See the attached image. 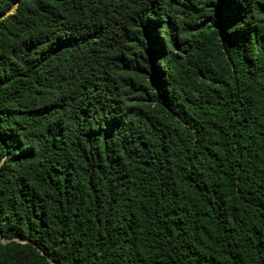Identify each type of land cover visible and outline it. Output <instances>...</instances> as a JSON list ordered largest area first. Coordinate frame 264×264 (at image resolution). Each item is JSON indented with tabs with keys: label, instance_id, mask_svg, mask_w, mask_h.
Returning <instances> with one entry per match:
<instances>
[{
	"label": "trees",
	"instance_id": "trees-1",
	"mask_svg": "<svg viewBox=\"0 0 264 264\" xmlns=\"http://www.w3.org/2000/svg\"><path fill=\"white\" fill-rule=\"evenodd\" d=\"M0 264H264V0H0Z\"/></svg>",
	"mask_w": 264,
	"mask_h": 264
}]
</instances>
